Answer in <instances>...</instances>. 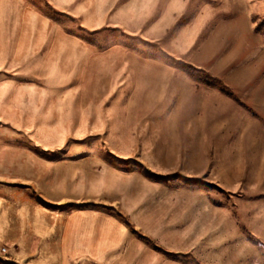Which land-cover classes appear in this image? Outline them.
Segmentation results:
<instances>
[{"label": "rangeland", "instance_id": "rangeland-1", "mask_svg": "<svg viewBox=\"0 0 264 264\" xmlns=\"http://www.w3.org/2000/svg\"><path fill=\"white\" fill-rule=\"evenodd\" d=\"M235 1L252 13L253 40L235 43L224 19L194 27L189 16L157 42L119 30L80 35L88 65L62 89L30 74L0 77V264H31L29 246L55 244L42 233L55 198L82 195L83 181L98 176L106 191L84 194L102 205L75 208L117 217L143 246L140 258L264 264V35L254 33L264 0ZM42 4L77 35V17ZM239 69L244 89L231 90ZM224 101L242 116L218 117ZM11 198H28L29 213L16 204L11 218Z\"/></svg>", "mask_w": 264, "mask_h": 264}, {"label": "crops", "instance_id": "crops-1", "mask_svg": "<svg viewBox=\"0 0 264 264\" xmlns=\"http://www.w3.org/2000/svg\"><path fill=\"white\" fill-rule=\"evenodd\" d=\"M46 1H50L55 11L68 19L78 18L77 35L66 33V30H73L71 26H62L60 21L54 22L45 16L41 11L44 5L42 0H0V77L16 73L22 79L23 75L30 74L41 80L46 89H62L77 73L85 74V70L81 71L80 68L88 65L86 62L91 52L85 49L78 38L80 35L119 30L157 42L167 37L173 28L182 26L183 19L189 16L193 18L194 27L202 18L212 21L224 19L222 22L235 43L253 40L252 13L245 3L235 0H221L219 7L207 4L205 8L202 0ZM258 46H254L250 53L256 51ZM245 56L250 57L249 54ZM262 59L253 57L249 61L257 66ZM199 73L202 72L199 70ZM240 74L243 75L241 69L234 74L237 77L227 79V86L231 90L244 89L236 85L243 83ZM206 78L210 79L209 76ZM0 87L1 90L4 85L0 83ZM224 103L229 110L220 112L218 117L227 120L241 115L234 106ZM96 178L93 181L89 177L83 181L80 185L82 195L73 197L69 194L66 199L55 198V221L48 222L42 229L44 235L55 234V244L45 243L36 251L29 246L28 254L37 253L31 264H156L155 258H140L136 251L143 246L117 217L102 209L75 208L78 202L102 205L101 197L93 200L90 194H84L96 188L99 192L106 191V181L102 176ZM29 202L28 198H11V218H15L12 210L17 208L16 204L28 214L27 211L31 209ZM60 203H65L63 208H60ZM3 229H6L5 225ZM33 231L34 223L30 222L27 234Z\"/></svg>", "mask_w": 264, "mask_h": 264}, {"label": "trees", "instance_id": "trees-1", "mask_svg": "<svg viewBox=\"0 0 264 264\" xmlns=\"http://www.w3.org/2000/svg\"><path fill=\"white\" fill-rule=\"evenodd\" d=\"M254 33L264 35V18L255 24Z\"/></svg>", "mask_w": 264, "mask_h": 264}, {"label": "built area", "instance_id": "built-area-1", "mask_svg": "<svg viewBox=\"0 0 264 264\" xmlns=\"http://www.w3.org/2000/svg\"><path fill=\"white\" fill-rule=\"evenodd\" d=\"M0 252L3 253V254L6 253V249L1 247L0 248Z\"/></svg>", "mask_w": 264, "mask_h": 264}]
</instances>
